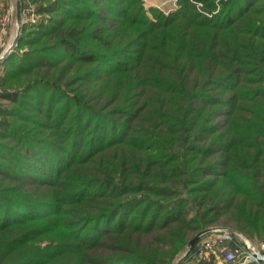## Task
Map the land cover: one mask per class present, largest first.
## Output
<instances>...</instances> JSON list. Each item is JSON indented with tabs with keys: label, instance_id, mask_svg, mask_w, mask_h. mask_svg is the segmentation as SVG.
Here are the masks:
<instances>
[{
	"label": "trees",
	"instance_id": "16d2710c",
	"mask_svg": "<svg viewBox=\"0 0 264 264\" xmlns=\"http://www.w3.org/2000/svg\"><path fill=\"white\" fill-rule=\"evenodd\" d=\"M31 1L0 63V264L264 244V0Z\"/></svg>",
	"mask_w": 264,
	"mask_h": 264
},
{
	"label": "built area",
	"instance_id": "2783aa9c",
	"mask_svg": "<svg viewBox=\"0 0 264 264\" xmlns=\"http://www.w3.org/2000/svg\"><path fill=\"white\" fill-rule=\"evenodd\" d=\"M27 8L21 14L20 26L34 21L31 8ZM8 21L7 12L0 16V54L8 47H4ZM186 252L193 260L212 259L215 264H264V244L255 245L245 235L221 226L208 228Z\"/></svg>",
	"mask_w": 264,
	"mask_h": 264
},
{
	"label": "rangeland",
	"instance_id": "374dc122",
	"mask_svg": "<svg viewBox=\"0 0 264 264\" xmlns=\"http://www.w3.org/2000/svg\"><path fill=\"white\" fill-rule=\"evenodd\" d=\"M142 1H143V6L145 9L156 8L165 14L175 10L178 7L177 0H142ZM15 2H16V0H0V16H2L6 12L9 15V21L7 23V28H6V37H5V46L4 47H6V46L9 47L11 45L12 41L14 40V38H16V40H17V37H16L17 26H16V22H15ZM19 2L21 5L20 14H22L25 7H30L32 10V13H33L32 18L35 19L37 17L35 12H33L35 10L34 9L35 5L31 0H19ZM30 8H27L26 10L28 11V10H30ZM20 28H21V26H20ZM20 33H21V30H19V33L17 34V36ZM21 34H23V32ZM16 40L14 42L13 49L16 48ZM8 47H6V49ZM4 51L0 55H2L4 53ZM1 70H3V68H0V73H1ZM183 256L184 255L178 256L175 260V264H178L180 262V259H182ZM182 264H193V263L191 261H184Z\"/></svg>",
	"mask_w": 264,
	"mask_h": 264
},
{
	"label": "water",
	"instance_id": "95a60500",
	"mask_svg": "<svg viewBox=\"0 0 264 264\" xmlns=\"http://www.w3.org/2000/svg\"><path fill=\"white\" fill-rule=\"evenodd\" d=\"M20 11H21V5H20V2L19 0H16L15 2V22H16V26H17V34L19 33V30H20V17H21V14H20ZM17 34H16V37H17ZM16 38H14V40L12 41L11 45L4 51V53L2 55H0V62H2L4 60V58L7 56V54L9 52L12 51L13 49V45H14V42H15ZM207 229H203V230H200L199 232H197L188 242L187 244V250H190L193 245L195 244V242L198 240V238L206 231Z\"/></svg>",
	"mask_w": 264,
	"mask_h": 264
}]
</instances>
